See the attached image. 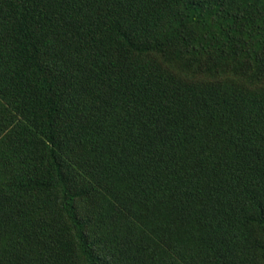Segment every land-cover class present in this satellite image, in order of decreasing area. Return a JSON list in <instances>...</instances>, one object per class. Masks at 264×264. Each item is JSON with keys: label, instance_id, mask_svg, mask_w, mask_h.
I'll return each instance as SVG.
<instances>
[{"label": "trees", "instance_id": "trees-1", "mask_svg": "<svg viewBox=\"0 0 264 264\" xmlns=\"http://www.w3.org/2000/svg\"><path fill=\"white\" fill-rule=\"evenodd\" d=\"M0 264H264V0H0Z\"/></svg>", "mask_w": 264, "mask_h": 264}]
</instances>
